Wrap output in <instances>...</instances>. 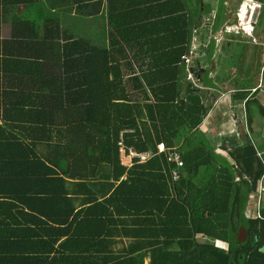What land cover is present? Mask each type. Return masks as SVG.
I'll use <instances>...</instances> for the list:
<instances>
[{
    "label": "trees",
    "instance_id": "1",
    "mask_svg": "<svg viewBox=\"0 0 264 264\" xmlns=\"http://www.w3.org/2000/svg\"><path fill=\"white\" fill-rule=\"evenodd\" d=\"M200 11L0 0V264H264V213L244 216L264 165L231 139L233 164L217 155L200 130L210 107L186 99ZM99 15L103 44L67 30ZM121 138L137 152L175 149L180 179L165 154L126 170Z\"/></svg>",
    "mask_w": 264,
    "mask_h": 264
},
{
    "label": "crops",
    "instance_id": "2",
    "mask_svg": "<svg viewBox=\"0 0 264 264\" xmlns=\"http://www.w3.org/2000/svg\"><path fill=\"white\" fill-rule=\"evenodd\" d=\"M207 3L206 7L211 10L205 16L208 28L214 25L213 34L209 36V42L207 39L200 43L202 31L200 27L197 29L191 45V48L195 47L190 67L193 81L188 79L186 71L184 75V81L193 84L201 104L210 107L200 130L215 153L228 158L232 164V159L222 147L226 139L234 140L231 145L226 144L227 147L249 143L264 165V0H210ZM244 14L246 16H242ZM76 17L73 16V21H80ZM222 17L226 18L224 22ZM81 20L83 32L69 30V27L67 30L78 37L92 39L97 45L103 44L107 31L103 15ZM69 22L73 24L71 20L66 24ZM206 29L205 33L209 31ZM243 30L250 31L258 44L246 37ZM192 68L199 70L197 76L192 73ZM240 94L244 99L235 100ZM187 95L188 91L186 99ZM259 188L263 190L259 204L263 219L264 175L258 183ZM253 204L256 205V194L250 197L246 209L253 212ZM215 244L228 249L226 243L216 241Z\"/></svg>",
    "mask_w": 264,
    "mask_h": 264
},
{
    "label": "built area",
    "instance_id": "3",
    "mask_svg": "<svg viewBox=\"0 0 264 264\" xmlns=\"http://www.w3.org/2000/svg\"><path fill=\"white\" fill-rule=\"evenodd\" d=\"M242 16H246L245 14ZM242 18V17H241ZM244 18V17H243ZM242 18V19H243ZM242 29V28H241ZM246 37H249L254 43H257L256 38H254L250 31H245ZM196 36V31H194ZM195 36L193 37L192 43L195 40ZM195 56V47L192 46L190 53L188 56L183 58L186 72L188 73V79L193 81V75L190 73V67L192 64V60ZM118 149H119V157L121 165L126 169H131L134 165H144L154 159L157 155L165 154L167 158V162L170 165H173L174 168L171 170V177L173 183L177 182L180 179L179 169L184 166L183 161L181 160L180 154L175 149H168L165 147L164 144L157 145V152H137L133 148H127L121 138L118 142ZM236 181H240V178H237ZM263 190L261 188L258 189L256 194V205L253 204L255 209L252 212L249 208L246 209L245 218L248 220H257L262 219L260 212H259V204L261 200V195Z\"/></svg>",
    "mask_w": 264,
    "mask_h": 264
},
{
    "label": "flooded vegetation",
    "instance_id": "4",
    "mask_svg": "<svg viewBox=\"0 0 264 264\" xmlns=\"http://www.w3.org/2000/svg\"><path fill=\"white\" fill-rule=\"evenodd\" d=\"M198 1V5H199V7H200V9H201V11H200V16H202V18H200V16H199V20H200V29H201V31H202V33H200V43H202V42H206V40L207 39H209V36L211 35V34H213V26L214 25H212L211 26V28H212V31H211V33H210V30H211V28L209 29L208 28V25H209V23L207 22L208 21V18H206L207 16H205L203 13H204V9H206L205 7H206V5L207 4H209V3H207V2H209L210 0H197ZM255 1H257V0H255ZM208 15V14H207ZM206 18V19H205ZM207 28V29H206ZM205 29L209 32H207V33H205ZM226 29V28H225ZM215 32V31H214ZM210 41V39L208 40V42ZM258 44V43H257Z\"/></svg>",
    "mask_w": 264,
    "mask_h": 264
},
{
    "label": "rangeland",
    "instance_id": "5",
    "mask_svg": "<svg viewBox=\"0 0 264 264\" xmlns=\"http://www.w3.org/2000/svg\"><path fill=\"white\" fill-rule=\"evenodd\" d=\"M187 1V3H188V5H189V7L191 8V10H193V14H195L196 13V6L198 5V3H196L197 1L196 0H186ZM263 14H264V12H263ZM226 18H223L222 17V22H224V20H225ZM68 22V20H66V22L65 23H67ZM76 27L77 29H74V27ZM67 27H69V30L71 29V30H74L75 32H76V30L80 33V32H83V24H80V23H78V22H75V23H73V24H71L70 22L67 24ZM80 37H82L81 35H80Z\"/></svg>",
    "mask_w": 264,
    "mask_h": 264
},
{
    "label": "water",
    "instance_id": "6",
    "mask_svg": "<svg viewBox=\"0 0 264 264\" xmlns=\"http://www.w3.org/2000/svg\"><path fill=\"white\" fill-rule=\"evenodd\" d=\"M187 101L190 102L193 105H201V98L198 95H195V89L192 90V87H189L188 95H187ZM244 237L245 235H240ZM245 238V237H244Z\"/></svg>",
    "mask_w": 264,
    "mask_h": 264
},
{
    "label": "clouds",
    "instance_id": "7",
    "mask_svg": "<svg viewBox=\"0 0 264 264\" xmlns=\"http://www.w3.org/2000/svg\"><path fill=\"white\" fill-rule=\"evenodd\" d=\"M258 6V5H257Z\"/></svg>",
    "mask_w": 264,
    "mask_h": 264
}]
</instances>
